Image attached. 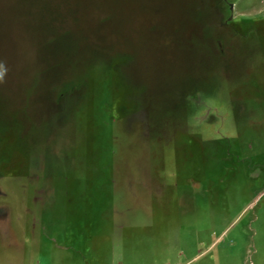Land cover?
I'll return each mask as SVG.
<instances>
[{
    "label": "rangeland",
    "instance_id": "1",
    "mask_svg": "<svg viewBox=\"0 0 264 264\" xmlns=\"http://www.w3.org/2000/svg\"><path fill=\"white\" fill-rule=\"evenodd\" d=\"M0 264H264V0H0Z\"/></svg>",
    "mask_w": 264,
    "mask_h": 264
},
{
    "label": "clouds",
    "instance_id": "2",
    "mask_svg": "<svg viewBox=\"0 0 264 264\" xmlns=\"http://www.w3.org/2000/svg\"><path fill=\"white\" fill-rule=\"evenodd\" d=\"M7 69L3 65H0V83L4 82V77L6 75Z\"/></svg>",
    "mask_w": 264,
    "mask_h": 264
}]
</instances>
